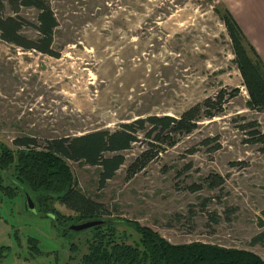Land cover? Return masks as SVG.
<instances>
[{
    "label": "rangeland",
    "instance_id": "rangeland-1",
    "mask_svg": "<svg viewBox=\"0 0 264 264\" xmlns=\"http://www.w3.org/2000/svg\"><path fill=\"white\" fill-rule=\"evenodd\" d=\"M57 24L51 49L57 56L23 49L0 38V142L10 148L22 134L73 135L146 114L177 115L219 88L236 87L217 115L202 118L178 135L144 167L125 176L127 162L142 146L122 150L124 161L102 186L96 165L67 159L76 185L102 202L113 219L136 220L170 242L192 240L246 248L264 260V150L238 124L255 119L264 131V108L250 107L232 60L229 36L218 16L223 0H49ZM3 11L11 12L5 2ZM18 13L34 21L36 10ZM27 35L34 30L22 28ZM209 137L202 141L203 138ZM217 173L219 185L204 176ZM2 181L9 182L7 177ZM192 182L200 188L188 189ZM0 193V264H73L85 250L88 228L60 235L64 225L41 216L22 193ZM203 202V203H202ZM58 214L72 211L54 202ZM117 229L132 243L129 224ZM16 235V237H15ZM37 239L30 253L26 237ZM72 242L74 249H69ZM70 256V257H68Z\"/></svg>",
    "mask_w": 264,
    "mask_h": 264
},
{
    "label": "trees",
    "instance_id": "trees-1",
    "mask_svg": "<svg viewBox=\"0 0 264 264\" xmlns=\"http://www.w3.org/2000/svg\"><path fill=\"white\" fill-rule=\"evenodd\" d=\"M5 2L11 12L3 11ZM21 6L35 8L34 21L18 13ZM217 12L230 39L232 60L247 92V103L250 107L264 108V62L229 9L222 6ZM56 24L49 0H0V38L10 44L57 56V52L51 49ZM25 25L33 28V35L23 32ZM236 91L237 88L232 87L223 97L225 90L219 88L177 115L150 113L120 122L111 129L102 127L80 134L44 137L41 142L34 136L22 134L12 138L14 148L0 142V193L7 197H12L16 191L23 196L26 193L41 216L56 215L60 223L65 221L64 225L71 220L101 219L100 223L87 227L91 235L85 239V250L73 264H264V260L250 249L199 240L170 242L136 220L110 218L102 202L79 189L66 162L71 159L96 165V182L100 187L123 163L121 151L129 148L131 143L139 142L142 146L125 166V176L129 177L165 147L173 145L178 135L190 132L199 120L220 113L224 101ZM238 127L247 133L246 141L258 143L264 150V131L255 119L245 120ZM3 177H7L9 182H3ZM203 179L209 187L222 182L217 173L207 174ZM200 185L192 182L187 187L195 191ZM54 202L72 213L58 214ZM260 213L261 224L264 208ZM120 222L131 225L136 232L134 242L125 241V235L116 227ZM69 232L74 230L67 226L60 229L61 236ZM263 238L264 228L255 233L251 241ZM26 243L31 254L39 252L35 237L27 236ZM8 249V245H0V258ZM69 249H74L72 242H69Z\"/></svg>",
    "mask_w": 264,
    "mask_h": 264
},
{
    "label": "crops",
    "instance_id": "crops-1",
    "mask_svg": "<svg viewBox=\"0 0 264 264\" xmlns=\"http://www.w3.org/2000/svg\"><path fill=\"white\" fill-rule=\"evenodd\" d=\"M264 62V0H223Z\"/></svg>",
    "mask_w": 264,
    "mask_h": 264
},
{
    "label": "water",
    "instance_id": "water-1",
    "mask_svg": "<svg viewBox=\"0 0 264 264\" xmlns=\"http://www.w3.org/2000/svg\"><path fill=\"white\" fill-rule=\"evenodd\" d=\"M24 199L26 202V205L28 208L33 209V201L31 200L30 196L28 194H24ZM102 220L101 219H84L79 222H71L67 225V228L73 229V230H81L87 227H90L94 224L100 223Z\"/></svg>",
    "mask_w": 264,
    "mask_h": 264
}]
</instances>
